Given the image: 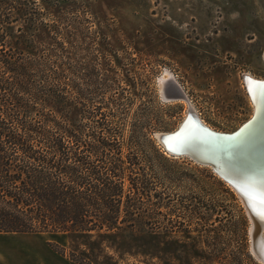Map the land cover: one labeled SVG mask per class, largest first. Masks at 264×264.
<instances>
[{
  "label": "rangeland",
  "instance_id": "1",
  "mask_svg": "<svg viewBox=\"0 0 264 264\" xmlns=\"http://www.w3.org/2000/svg\"><path fill=\"white\" fill-rule=\"evenodd\" d=\"M8 4L0 17L12 20L15 33L35 22L28 35L50 62L66 29L78 97L89 111L101 108L126 138L133 131H173L189 108L208 127L229 133L252 117L242 75L264 79V0ZM168 72L188 100L162 99L159 82ZM186 158L179 164L193 174L149 177L152 190L140 197L158 207L119 238L0 234V264H262L252 252V221L240 196L210 167Z\"/></svg>",
  "mask_w": 264,
  "mask_h": 264
},
{
  "label": "trees",
  "instance_id": "2",
  "mask_svg": "<svg viewBox=\"0 0 264 264\" xmlns=\"http://www.w3.org/2000/svg\"><path fill=\"white\" fill-rule=\"evenodd\" d=\"M11 23L0 17V234L117 239L158 207L140 197L149 177L193 174L179 164L186 157L167 155L153 131L126 138L101 108L88 110L66 29L50 62L28 35L35 22L17 33Z\"/></svg>",
  "mask_w": 264,
  "mask_h": 264
},
{
  "label": "bare ground",
  "instance_id": "3",
  "mask_svg": "<svg viewBox=\"0 0 264 264\" xmlns=\"http://www.w3.org/2000/svg\"><path fill=\"white\" fill-rule=\"evenodd\" d=\"M170 78L172 76L168 72L161 79V83ZM244 79L253 107V114L257 113V117L234 140L229 142L227 137L205 131L198 123V120L203 124L204 121L194 110H190L188 119L180 133L174 137H166L163 141L169 151L176 153L192 151L194 153L192 156L197 161L212 164L224 181L233 182L242 191L247 190L246 192L253 196L250 200H246V204L251 205L249 213L253 217L252 230L261 229L264 231V202H255L257 199L264 198V83L258 82L264 81V79L251 74H248ZM167 85L169 90L165 96L168 99L184 100L183 96H185L188 100L187 94L182 93L183 90H179L174 80L168 81ZM208 128L216 132L229 133L214 130L211 126ZM247 181H253L257 185L247 184ZM255 240L260 254L264 258V243L261 239L256 238Z\"/></svg>",
  "mask_w": 264,
  "mask_h": 264
},
{
  "label": "water",
  "instance_id": "4",
  "mask_svg": "<svg viewBox=\"0 0 264 264\" xmlns=\"http://www.w3.org/2000/svg\"><path fill=\"white\" fill-rule=\"evenodd\" d=\"M173 80V78H170V79H167V80H164L162 83L161 82H159V84H160V93H161V97H162V99L163 100H165V101H171V100H175V99H168L166 96H167V88L169 87L167 84H168V81H172ZM258 82H261V83H264V81H258ZM175 84H177L176 82H174ZM178 85V84H177ZM179 87V86H178ZM179 90L181 91L182 89L179 87ZM166 94H165V93ZM182 93H184V92H182ZM166 95V96H165ZM183 96V95H182ZM183 98H184V100H186L187 99V97H185V96H183ZM189 110H192L191 108H189L188 110H187V112H186V117H185V119H184V121L175 129V130H173V131H169V132H159V133H155V135H154V137H155V139H156V141L158 142V144L161 146V148L165 151V153L168 155H170V156H174V157H180V156H185V157H187V158H189L190 160H192L193 162H195V163H197V164H200V165H202V166H207V167H210L211 169H212V171L217 175V176H219L218 175V173H217V171L214 169V167H213V165L212 164H210V163H202V162H200V161H197L193 156H192V154L194 155V153L192 152V151H187V152H183V153H176V152H172V151H169L168 149H167V147L164 145V141H163V139H165L166 137H174V136H176V135H178L179 133H180V131H181V129H182V126L184 125V123L187 121V119H188V112H189ZM256 117H257V113H254L253 114V116L251 117V118H249V120L248 121H246L240 128H237L234 132H231V133H221V132H216V131H213V130H211V129H209L207 126H205L201 121H199L198 120V123L201 125V127L205 130V131H207L208 133H210V134H214V135H219V136H222V137H227V141H229L230 142V140H234V138L236 137V136H238L248 125H250L252 122H254L255 121V119H256ZM220 177V176H219ZM221 178V177H220ZM226 182V181H225ZM229 182V183H228ZM227 183L231 186V188L232 189H234V191H236L237 192V194L240 196V198H241V200H242V202L244 203V205H245V207H246V209H247V211H248V214H249V216H250V218H251V221H252V227H253V220H252V218L253 217H251L252 215H250V213L249 212H251L250 211V207H251V205H247L246 203V200L248 199V200H250L253 196H251V194L250 193H248V192H246V191H242V190H240V189H238V187L233 183V182H231V181H227ZM247 184H250V185H255L256 183L255 182H253V181H247L246 182ZM257 185V184H256ZM256 198V197H255ZM254 199V198H253ZM257 199V198H256ZM264 198H262V200H259V199H257V200H255V202H264V200H263ZM252 227H251V229H252ZM257 232V234L255 235V233ZM264 231L263 230H261V229H259V230H252V231H250V233H251V239H252V252L255 254V256L262 262V264H264V258L261 256V254H260V251H259V249H258V247H257V244H256V238L257 239H261V241L264 243V233H263Z\"/></svg>",
  "mask_w": 264,
  "mask_h": 264
},
{
  "label": "flooded vegetation",
  "instance_id": "5",
  "mask_svg": "<svg viewBox=\"0 0 264 264\" xmlns=\"http://www.w3.org/2000/svg\"><path fill=\"white\" fill-rule=\"evenodd\" d=\"M248 74H243L242 76V81H243V79L247 76Z\"/></svg>",
  "mask_w": 264,
  "mask_h": 264
}]
</instances>
